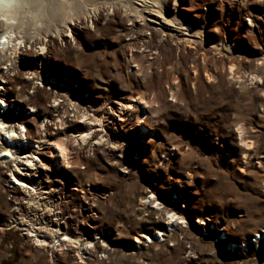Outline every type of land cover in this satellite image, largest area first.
I'll return each instance as SVG.
<instances>
[{
    "label": "rangeland",
    "instance_id": "374dc122",
    "mask_svg": "<svg viewBox=\"0 0 264 264\" xmlns=\"http://www.w3.org/2000/svg\"><path fill=\"white\" fill-rule=\"evenodd\" d=\"M163 4L170 21L157 6L146 10L164 26L149 21L143 35L130 32L122 8L109 7L71 25L68 37L51 29L39 43L18 48L16 68L0 78V122L7 130L25 126L24 143L35 148L42 141L38 157L46 162L51 142L64 140L74 164L54 176L39 170L37 179L53 182L45 193L26 174L23 192L28 199L35 188L27 204L36 213L18 225L62 230L45 243L7 225L13 196L22 193L0 173V264H264V0ZM151 26L170 38L161 41ZM37 86L42 105L32 108L25 100ZM55 95L60 103L69 99L67 113L54 110ZM129 103L130 115L120 117ZM167 212L176 214V231Z\"/></svg>",
    "mask_w": 264,
    "mask_h": 264
},
{
    "label": "bare ground",
    "instance_id": "6f19581e",
    "mask_svg": "<svg viewBox=\"0 0 264 264\" xmlns=\"http://www.w3.org/2000/svg\"><path fill=\"white\" fill-rule=\"evenodd\" d=\"M114 1L115 0H0V78L5 79L7 72H9L11 69L16 68L14 58L16 57L18 48H22V47L26 48L27 44H29L28 46H30L31 45V43H29L30 41L34 42V43H39L40 38H38V37H40L42 35H47V33L49 31H51V29H55V32H56L55 34H57L58 36L68 37L66 35H67V33L71 32V25L75 26L78 23L80 24L81 19H82V23H84L85 19L92 17V16H95V18H98L99 13L101 15V12L106 11V9H108L109 7L111 9H113L114 13L118 10V8H122L123 13H124L123 16L128 20V22L131 23L132 29H130V32H133V30L136 29V32H140V34L142 33V35L144 33L143 32L144 30L150 29L149 28L150 27L149 21H152V22L154 21L156 23L160 21V20L156 21V19H155L156 17L158 19L161 16H163L162 18L164 21H166V22L170 21L162 13L163 5H164L163 0H150L151 5H149L150 3H148L147 0H145L139 6H135L133 3V0H119L118 3L114 2ZM156 6L158 7L157 10L154 9V7H156ZM148 9H154L158 13V15H160V17L158 15L154 16V14L152 12H149V14H145V11ZM160 23H161L160 26L163 28L164 25H162V21H160ZM43 24L47 25V26L45 25V27L48 28V31L46 29H44L46 32H43L44 30L42 31V29H40V26H42ZM44 25L42 27H44ZM120 25H122L124 30L129 32V29L128 28L126 29L125 26H123V23L120 22ZM151 29H152V26H151ZM152 31L155 34H159L161 41L162 40L166 41L167 38H170L169 37L170 35L168 34V32L165 29L153 27ZM199 35H201V33ZM142 38H147V37L142 36ZM177 43L179 44V42H177ZM185 43H186V45H188L191 43V41H186ZM177 46H179V45H177ZM227 49L229 51H232V48H230V47ZM133 57H134V54L131 55V58H133ZM205 57L206 56L204 54V59H203L204 61H206ZM7 64H9V66ZM151 65H152V63H151ZM7 66L10 68L6 69ZM234 68H235V65L232 64L230 66V69H229L230 75L234 74ZM32 76H33V79L36 80L37 77L39 76V74L35 73ZM252 77L261 80L259 78V76L256 74L253 75ZM207 79L210 80L211 76L207 75ZM3 83H4V81H3ZM34 84H36V83H33V85ZM47 84H49V83H47ZM2 89H3V87H2V81H1L0 90H2ZM34 89H35V95L32 97L30 96V99L25 100V104L31 105L32 108H35V107L42 105V101L39 97V95L42 93L41 88L39 86H37V88L34 87ZM60 93H62L61 95L63 96V92L60 91ZM59 98H61L60 95L54 96L55 101L59 102V104H58L59 107L54 106V110L59 111L60 108L62 107V109L65 110L64 113H67L66 111L68 110V105H70V106H73V105L70 104V102H68L69 99L60 103ZM137 98H138L137 101L141 102V103L139 102L140 104H143V103L151 104V101H144L143 97H137ZM0 106L2 107L1 102H0ZM132 108L133 107L130 103L125 104V105L122 104L120 117L129 116ZM88 110H89V108H88ZM50 113H51V111H50ZM88 113L89 112L87 111L86 114H88ZM89 118H90V121H93V122L98 121L95 118H93V119L91 117H89ZM1 119H2V117H1ZM48 120H49L48 122H52L50 119H48ZM9 121H14V120H12V116L8 119V122ZM100 122H102V121L100 120ZM140 123H141V120H138L139 125H140ZM16 127L14 125V127L11 126V129L8 128L9 130H7V128L5 127V122H2V123L0 122V138H1V135H3V137L5 138V142L0 141V151H5V153H6L5 154L2 152L3 154L0 156V158H2V159L3 158L6 159L7 157H9L11 159L17 158L13 155V153H11L12 149L13 148L15 149V147L18 148L17 143H21V141L23 139H28L27 136L23 137V139H22V137H20V134L17 133L18 128H16ZM48 127H49V125H47L45 127V131L43 132L44 134L47 133V135H49L48 134V132H49ZM91 130H92V127H89V129L86 130V132L88 133ZM37 133H38V131H37ZM82 133H84V132H82ZM50 135L52 136L53 134L51 133ZM87 135H89V134H87ZM87 135H85V136H87ZM37 137L41 138V139L43 138V137H40V134ZM89 137H90V135H89ZM44 138H45V136H44ZM48 140H50V139H48ZM81 140H82L83 144H84V142L87 141L85 138H83ZM50 141H53V140H50ZM5 144H7V146ZM246 145L248 147H251V144L246 143ZM71 151L72 150L70 149V146L64 140L54 141L53 144L51 142V146L49 148V153H50L51 159H53V162L56 163L57 165L62 166V168L64 166L66 167L69 164H71L73 166L74 163L72 162V160L70 161V159L72 157ZM17 154L18 153H15L16 156H17ZM29 154L31 157V156H33L34 153L30 152ZM27 157H29V156H27ZM29 163H31L30 160H29ZM244 164L246 165V162H243V165ZM32 183L34 184L35 182H32ZM32 189H35V188L33 187ZM32 189L28 188V190L26 191L29 194L26 192L25 193L28 196H30V197H28V199L30 198V199H32V201H35L33 199V197H35V196H33V195L36 193V191H34ZM46 194H48V193H46ZM62 213H63V211H62ZM62 213H61V215H60V213L59 214L57 213L55 215V217H57L58 220H60V219L62 220V218H61ZM168 214H170V213H168ZM36 216H37V214H36ZM175 218H176L175 213L170 214L169 219L171 220V222L168 223V227L170 228L171 231H176V227L178 226V224H175V222H176L174 220ZM33 219H35V218H33ZM172 221H175V222H172ZM41 224H43V222L40 223L39 225H41ZM32 225L35 226L37 224L33 223ZM39 225L37 228L39 230H33L32 231V229H29V231L34 232L36 234L44 233V232H42L43 229L48 231L49 232L48 234L47 233L43 234V241H40L41 243L47 242V240L50 239L52 235L55 236L56 234H58V232L62 231L60 228H57L56 231H53L52 229H50L49 224H47V225L43 224L41 226H39ZM57 227H60V226L57 225ZM68 233H69V230L66 229L65 233L62 235H67ZM36 236H38V235H36ZM144 238H146V237L143 236V239ZM69 240H72V239H69ZM64 241H66V240H63V242ZM137 242L138 243L140 242L138 240V238H137ZM72 243H73V245L74 244L75 245L80 244L81 246L83 245V242L81 243L80 240H77V241L74 240V241H72ZM87 243H92V242H87ZM61 246H63V244L60 245V247ZM85 249H86V251L88 250L87 248H85ZM246 250L247 249H246V245H245L243 251L245 252Z\"/></svg>",
    "mask_w": 264,
    "mask_h": 264
},
{
    "label": "built area",
    "instance_id": "2783aa9c",
    "mask_svg": "<svg viewBox=\"0 0 264 264\" xmlns=\"http://www.w3.org/2000/svg\"><path fill=\"white\" fill-rule=\"evenodd\" d=\"M31 110L32 111H30V113H35L34 109H31ZM15 115H16V113H15ZM0 120H2V119L0 118ZM64 120H63L64 123L67 122L66 120L65 121ZM71 121H73V120H71ZM44 124H46V123H44ZM13 127H14V125H13ZM24 127L25 126H23V125L19 126V131L17 132L18 134H20L22 139H23V137H25L27 135L26 130H24ZM59 127H61V126H58V128ZM54 128L57 129V126H54ZM22 142H23V140L21 141V144H18L19 145L18 146V154H17V156L15 155L17 158L11 159V158L7 157L6 159L5 158L4 159H0V173L4 174L5 176H8L10 178V182L13 185V187L18 188V190L21 191V193H22L20 198H18V196L16 198L13 196V200H12V203H13L12 204V207H13V209H12V217L8 221L7 225H9V227H14V228L18 227L19 229L20 228L25 229L26 235H28L29 238L30 237H32V238L36 237L38 239H42L43 238V234H45L46 231H44V233H41V235L37 234L39 236V237H37V236H35L36 233L35 234L34 233H30L26 226L23 227V226L18 225L19 222H20L19 219H22V221L24 220V222L28 221L29 219L32 218V214L36 213V212H32L34 207L32 205H30L29 203L27 204L28 199H25L27 196L24 194L23 191L27 188V185H29V183L27 182V179H30V180L34 179L35 181H39L40 182L41 185H40V187H38V189L40 191H42V193L48 192L46 190H48L49 186L53 183L52 179H51V182H48L49 185H46L47 181H42V180L37 179V177H38L37 173L39 172V170H43L44 173H45V170L49 171V175L54 176V173H58L60 171H63L64 169H62V166L57 165L56 163H54L51 160L50 154L48 152H47V154L45 153V155L49 156L48 157L50 159L49 161L46 162V160H40L39 159V157H38L39 155L42 158L44 157V153L43 152H44L45 144L42 143V141H34V142L37 143L35 148H33V147L31 148L28 145H26L24 142L23 143ZM31 149L34 152V154H33L34 158H30V154L28 153V151H30ZM47 151H48V147H47ZM42 153H43V156H42ZM27 156H29V157H27ZM35 157H37V160L35 159ZM29 160H35L34 163H33L34 164L33 166L29 164ZM41 163H44L43 167L45 166V168L40 166ZM15 165H18V166L15 167ZM32 168H34V170H32ZM26 174L30 175V176H27L28 177L27 179L25 178ZM56 182L57 181H54V184ZM44 189H46V190L43 191ZM18 199H20L22 201H20ZM42 205H44V204H42ZM29 207H31L32 209H30ZM43 207L45 208V206H42L40 209H42ZM16 210H18L23 215L19 217L17 215V213H16ZM38 213L41 214V212H38ZM65 220H66V218H65ZM48 221H50V219L46 220V222H48ZM25 225H28V222H25ZM27 233H29V234H27Z\"/></svg>",
    "mask_w": 264,
    "mask_h": 264
}]
</instances>
